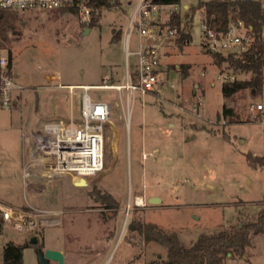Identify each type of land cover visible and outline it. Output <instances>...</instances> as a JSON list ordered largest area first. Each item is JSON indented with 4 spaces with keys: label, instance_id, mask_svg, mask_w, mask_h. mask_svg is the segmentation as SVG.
<instances>
[{
    "label": "rangeland",
    "instance_id": "374dc122",
    "mask_svg": "<svg viewBox=\"0 0 264 264\" xmlns=\"http://www.w3.org/2000/svg\"><path fill=\"white\" fill-rule=\"evenodd\" d=\"M128 1L98 9L94 27L80 23L70 10L20 13L22 34L0 42L1 54L8 58L12 51V73L25 88L9 109L0 104V198L16 207L56 211L35 232L4 226L0 264L7 242L23 245L35 236L41 247L26 248L23 264H40V252L48 249L63 251L65 264L162 262L167 248L147 241L135 228L139 224L175 233L189 247L202 234L264 210V170L247 160L248 153L264 157V119L255 112L256 105L264 106V68L260 92L246 89L224 98L225 81L252 75L217 66L202 48L204 13L191 9L211 0H180L176 12L191 41L183 47L175 37L162 41L154 91L131 95L129 103L124 89L87 91L94 101L113 104L105 127L104 170L86 179L88 186L77 187L68 177L39 182L34 192L24 186L16 158L28 152L33 133L47 121H61L60 116L80 118L85 90L76 88L72 95L58 85L120 86L127 69L134 72L137 58L127 55L126 39L137 0ZM171 12L161 7L154 22L164 23ZM139 40L133 29L129 49L137 50ZM224 106L233 109L236 123L224 118ZM152 198L160 202L152 204ZM252 242L243 256H229L225 264H264V236L253 234Z\"/></svg>",
    "mask_w": 264,
    "mask_h": 264
},
{
    "label": "built area",
    "instance_id": "2783aa9c",
    "mask_svg": "<svg viewBox=\"0 0 264 264\" xmlns=\"http://www.w3.org/2000/svg\"><path fill=\"white\" fill-rule=\"evenodd\" d=\"M176 11L177 5H156L152 0H137L129 19L127 34V55L137 58L135 70L127 69L126 82L120 86H82L85 93L81 98L80 118L71 117L67 122L47 121L33 133L31 145L26 155L23 171L25 186L70 176L90 179L104 170L105 127L111 121L113 104L94 101L87 93L89 89L126 90L127 101L136 94L146 95L155 90L160 82L162 41L175 37L177 30L163 29L161 23L154 22V14L161 7ZM76 10L80 23L89 25L93 19V7L84 0H0V10L18 13L53 11L60 9ZM202 48L207 52L240 54L246 51L251 38L242 22L229 26L226 30H215L203 22ZM133 29L139 33V44L135 51L129 49V39ZM228 81V80H227ZM67 87L72 92L76 87ZM24 86L18 83L12 73L9 59L0 53V104L9 109ZM255 112L264 119V106H255ZM260 118H258L259 120ZM147 158V155H143ZM139 198V197H138ZM138 198H136V203ZM143 199V198H142ZM56 216V212L40 209L30 204L26 207L13 206L0 198V225H9L20 232H35L45 224V217ZM50 223V222H47Z\"/></svg>",
    "mask_w": 264,
    "mask_h": 264
},
{
    "label": "trees",
    "instance_id": "16d2710c",
    "mask_svg": "<svg viewBox=\"0 0 264 264\" xmlns=\"http://www.w3.org/2000/svg\"><path fill=\"white\" fill-rule=\"evenodd\" d=\"M93 7V19L89 27H94L101 12L98 9H116L119 7V0H84ZM180 0H152L156 5H178ZM74 11L71 9H60L59 11ZM193 13L201 10L204 13V23L215 30H226L233 24L242 22L251 38L249 48L240 53H214V63L221 67L227 64L228 68L235 72L251 73L250 80H228L222 84L224 98L231 99L233 96L246 89H254L260 92L263 87L264 68V4L257 0H211L201 1L196 8L191 9ZM18 12L0 10V42L9 41V35L19 36ZM163 29H176L175 39L180 47L191 41V35L185 32L182 27L180 15L173 11L167 21L161 23ZM118 31L114 39L119 38ZM174 38V37H173ZM3 47L0 43V49ZM9 64L11 66L13 55L9 49ZM224 118H228L229 124L236 123V114L232 108L223 107ZM247 160L253 167L264 170V157L247 154ZM112 198V197H111ZM244 216V215H243ZM141 234H144L147 241H155L167 248V259L162 262L152 261L148 264H225L229 256H243L246 249L253 245L252 235L262 234L264 236V210L259 211L255 218L244 216L238 223L230 228L223 227L213 234H202L191 246H183L175 233H168L155 224H145L135 227ZM3 230L0 225V235ZM41 244L31 245L30 241L23 245L12 241L4 245L2 264H23V252L26 248Z\"/></svg>",
    "mask_w": 264,
    "mask_h": 264
},
{
    "label": "water",
    "instance_id": "95a60500",
    "mask_svg": "<svg viewBox=\"0 0 264 264\" xmlns=\"http://www.w3.org/2000/svg\"><path fill=\"white\" fill-rule=\"evenodd\" d=\"M188 8V6H186ZM220 118V117H218ZM73 183L77 187H86L88 186V181L83 177H73ZM152 204L159 203L158 198H152L150 201ZM38 242L37 237H32L30 240L31 245H36ZM40 264H65L64 253L61 251L48 249L44 253L40 252L38 256Z\"/></svg>",
    "mask_w": 264,
    "mask_h": 264
},
{
    "label": "crops",
    "instance_id": "0c3cea01",
    "mask_svg": "<svg viewBox=\"0 0 264 264\" xmlns=\"http://www.w3.org/2000/svg\"><path fill=\"white\" fill-rule=\"evenodd\" d=\"M130 1V0H129ZM128 1V2H129ZM132 1V0H131ZM127 4H132V3H127ZM186 7V6H185ZM74 86V87H76V88H81L82 86H97L98 84H91V85H83V84H68V86ZM59 87V86H58ZM75 88V89H76ZM21 99L22 98V94H20L19 96H18V99ZM81 98H82V95H81ZM17 99V100H18ZM80 107H81V101H80V104H79V111H80ZM59 116H60V114H59ZM61 117V121L62 122H67V121H69L70 119H68V118H66V117H64V116H60ZM74 117V116H73ZM147 155V153H143V155ZM147 158H148V155H147ZM16 161H17V164L19 165V170H21V177L23 178V171H24V166H25V163H26V155H25V152H23L22 153V155H18V157L16 158ZM11 163V162H10ZM65 177H68V178H70L71 180H72V182H73V177H70V176H65ZM23 182H24V179H23ZM37 185H38V183H35V184H33V185H30V186H28V187H26L25 186V182H24V186L26 187V188H29V190L31 191V192H34V191H36V189H35V187H37ZM56 212V211H55ZM63 252V251H62Z\"/></svg>",
    "mask_w": 264,
    "mask_h": 264
},
{
    "label": "bare ground",
    "instance_id": "6f19581e",
    "mask_svg": "<svg viewBox=\"0 0 264 264\" xmlns=\"http://www.w3.org/2000/svg\"><path fill=\"white\" fill-rule=\"evenodd\" d=\"M141 198L139 199V201H138V203L140 204V205H143L144 204V202H143V200H141Z\"/></svg>",
    "mask_w": 264,
    "mask_h": 264
}]
</instances>
